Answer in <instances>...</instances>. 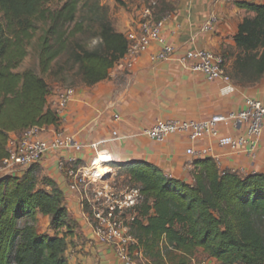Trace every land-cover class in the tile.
<instances>
[{
    "label": "trees",
    "instance_id": "obj_1",
    "mask_svg": "<svg viewBox=\"0 0 264 264\" xmlns=\"http://www.w3.org/2000/svg\"><path fill=\"white\" fill-rule=\"evenodd\" d=\"M163 4L165 12L172 9ZM237 4L254 15L240 23L235 35L230 76L238 85L251 86L264 75V0ZM82 7L87 14L79 18ZM0 13L1 161L12 133L36 125L60 127V116L48 106L51 87L45 78L55 62L63 59L55 73L64 82L74 77L92 86L109 77L129 41L97 1L0 0ZM44 21L49 27L39 37L41 73L17 71L38 22ZM113 164L118 176L139 187L143 196L132 250H142L155 264H167V258L171 264H190L199 249L218 264H264V173L243 175L221 169L213 157H200L193 161L194 182L188 183L144 160ZM39 169L0 177V264H70L68 237L80 226L52 178L43 176L38 187ZM37 214L50 217L54 235L39 232L30 222Z\"/></svg>",
    "mask_w": 264,
    "mask_h": 264
},
{
    "label": "crops",
    "instance_id": "obj_2",
    "mask_svg": "<svg viewBox=\"0 0 264 264\" xmlns=\"http://www.w3.org/2000/svg\"><path fill=\"white\" fill-rule=\"evenodd\" d=\"M166 1L172 9L156 18L160 19L167 13L171 15L163 28V35L175 47L177 56L190 49L210 50L224 57L230 74L237 54L235 35L239 25L246 17L254 15L237 3H262V0ZM131 21L126 19L113 24L126 34L135 24ZM127 61L128 58H122L106 80L92 86L82 83L73 86L75 97L66 111L60 114L61 130L83 144L101 142L100 148L107 151L116 163L144 160L188 183L194 182L193 161L200 158L189 155L188 148H210L213 153L210 157L223 170L230 169L243 175L264 173V131L253 153L233 152L212 138L192 141L186 134H173L160 142L142 134L159 119L198 120L214 114H227L240 110L248 97L264 102V75L254 85L241 86L233 79L230 82L222 79L209 81L202 73L185 69L175 59L152 61L150 51L136 58L132 67H127ZM228 86L233 89L226 91ZM64 87L66 85H55L51 89L49 107L55 108ZM115 114L120 116L119 120L114 119ZM48 129L51 133L55 126L50 125ZM114 131L118 132V138L113 136ZM220 131L236 135L243 129L221 125ZM60 156H75L81 164H88L92 151L86 148L81 152L51 154L39 165L42 175L52 178L63 190L69 211L80 226L81 237L77 234L71 237L75 246L71 248L72 263L122 264L112 248L95 241L78 194L69 190L68 180L57 166ZM40 216L50 223L49 216Z\"/></svg>",
    "mask_w": 264,
    "mask_h": 264
},
{
    "label": "built area",
    "instance_id": "obj_3",
    "mask_svg": "<svg viewBox=\"0 0 264 264\" xmlns=\"http://www.w3.org/2000/svg\"><path fill=\"white\" fill-rule=\"evenodd\" d=\"M156 5V1L144 4L138 10L136 26L126 32L129 41L124 56L128 58L127 67H132L136 58L150 51L152 61L175 59L185 69L200 72L209 81L222 79L230 82L232 78L225 67V60L219 54L196 48L177 56L175 47L163 35V28L171 15L167 13L157 19L154 15ZM232 89L228 86L226 91ZM75 94L73 86H66L60 91L54 108L59 116L66 111ZM114 119L119 120L120 116L115 114ZM221 125L242 128L243 132L236 135L222 134ZM263 131L264 102L248 97L240 110L198 120L159 119L153 126L144 129L142 134L160 142L173 134H186L192 141L212 138L233 152L253 153L260 144ZM113 136L118 138V132L114 131ZM100 144L80 143L60 128L55 127L49 133L48 126H32L11 136L7 146L8 155L0 161V176H22L51 154L90 149L92 156L88 164H81L75 156H60L57 166L68 180L69 190L78 194L95 241L112 248L122 264H134L131 250L137 240L132 228L140 217L143 196L139 187L120 188L116 185L118 168L114 166L112 156L100 148ZM187 153L199 157L213 155L210 148H188Z\"/></svg>",
    "mask_w": 264,
    "mask_h": 264
},
{
    "label": "rangeland",
    "instance_id": "obj_4",
    "mask_svg": "<svg viewBox=\"0 0 264 264\" xmlns=\"http://www.w3.org/2000/svg\"><path fill=\"white\" fill-rule=\"evenodd\" d=\"M92 2L97 1L100 6H102L105 10H107L109 18L112 20V22L117 25L119 22H124V20L132 19L134 23L136 24L137 21V13L138 10L145 4H150L153 1L160 2L161 5L158 7H155V17L161 15L165 12L164 2H167L166 0H91ZM87 14V8L82 7L79 10L78 16L79 18H84ZM2 17V14L0 13V18ZM131 21V23H133ZM133 23V24H134ZM133 25L131 28L135 27L136 25ZM132 25V24H131ZM39 30L37 31L36 36L30 41L29 45L27 46V56L24 58L22 63L17 68V71H24L25 69H33L37 73H41L40 69V55L42 50V43L39 40V37L46 33L49 27V22H38ZM117 29V28H116ZM89 40V39H88ZM90 44L91 46H94L96 44L95 39L90 38ZM63 59H59V61L55 62L53 64V71L50 73L45 74V78L47 82L49 83L51 89L55 85H71V80H76V84L80 83L78 78L72 77L67 82H64L62 75H57L55 73L56 69L58 68V65L60 61ZM75 86V85H74ZM36 178L38 180V187H42L43 184L41 182L42 180V173L41 170L35 171ZM116 185H118L120 188H125L127 186H130L129 183L125 180L124 176H116L115 180ZM41 214H37V217L35 219H31L30 222L33 223L37 230L41 233L50 232L48 234L54 235L55 231L51 227L50 223H48L47 219L45 217H41ZM80 227L75 228L74 235H78L80 238ZM73 235V236H74ZM68 248L65 252V256L68 258L69 263L73 264L72 261V249L74 244L71 241V237H68ZM132 252V262L134 264H155L156 259L150 258L145 252L139 249H133ZM165 263L171 264L170 260L167 258ZM190 264H218L216 260L209 257L205 252H203L201 249L197 250L194 254L193 259L190 261Z\"/></svg>",
    "mask_w": 264,
    "mask_h": 264
}]
</instances>
